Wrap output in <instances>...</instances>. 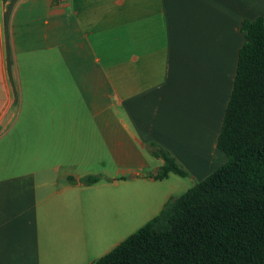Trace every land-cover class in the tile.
<instances>
[{
  "label": "crops",
  "instance_id": "obj_1",
  "mask_svg": "<svg viewBox=\"0 0 264 264\" xmlns=\"http://www.w3.org/2000/svg\"><path fill=\"white\" fill-rule=\"evenodd\" d=\"M258 17L264 0H0V264L111 252L129 183L175 175L148 178L152 143L196 176L224 164L241 25Z\"/></svg>",
  "mask_w": 264,
  "mask_h": 264
},
{
  "label": "trees",
  "instance_id": "obj_2",
  "mask_svg": "<svg viewBox=\"0 0 264 264\" xmlns=\"http://www.w3.org/2000/svg\"><path fill=\"white\" fill-rule=\"evenodd\" d=\"M241 31L246 41L216 141L226 162L93 264H264V18L244 20ZM151 147L163 165L148 178L189 176L171 152Z\"/></svg>",
  "mask_w": 264,
  "mask_h": 264
},
{
  "label": "rangeland",
  "instance_id": "obj_3",
  "mask_svg": "<svg viewBox=\"0 0 264 264\" xmlns=\"http://www.w3.org/2000/svg\"><path fill=\"white\" fill-rule=\"evenodd\" d=\"M145 152L147 153L148 149L147 151L145 150ZM147 155L151 157L149 159H153L151 160L153 163L157 161L156 158H152L149 152ZM221 155L225 158L223 154ZM224 162H226V158ZM221 164L222 163H219L218 166ZM204 176L205 173L203 176H196L189 173L187 178L172 175L170 180L165 184H159V189H152L146 184L141 185L142 188H140V181L138 183L130 182L127 189L128 194L125 192L129 201L130 214V223L127 230L128 236L135 233L138 229L143 227L146 223L152 220L153 217L161 212L163 207H159V201L167 196V194H169L171 198L180 197L199 181L203 180V178H205ZM134 216L135 219H132Z\"/></svg>",
  "mask_w": 264,
  "mask_h": 264
}]
</instances>
